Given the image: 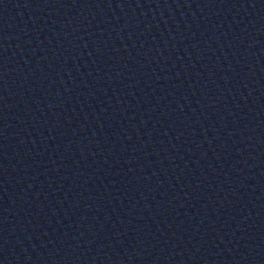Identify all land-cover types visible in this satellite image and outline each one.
<instances>
[{
  "label": "water",
  "instance_id": "95a60500",
  "mask_svg": "<svg viewBox=\"0 0 264 264\" xmlns=\"http://www.w3.org/2000/svg\"><path fill=\"white\" fill-rule=\"evenodd\" d=\"M0 264H264V0H0Z\"/></svg>",
  "mask_w": 264,
  "mask_h": 264
}]
</instances>
